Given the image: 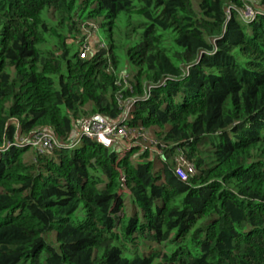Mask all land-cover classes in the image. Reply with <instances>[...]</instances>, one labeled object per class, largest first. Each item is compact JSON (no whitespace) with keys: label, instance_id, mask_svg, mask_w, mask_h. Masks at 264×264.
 Returning a JSON list of instances; mask_svg holds the SVG:
<instances>
[{"label":"trees","instance_id":"obj_1","mask_svg":"<svg viewBox=\"0 0 264 264\" xmlns=\"http://www.w3.org/2000/svg\"><path fill=\"white\" fill-rule=\"evenodd\" d=\"M0 264H264V0H0Z\"/></svg>","mask_w":264,"mask_h":264},{"label":"built area","instance_id":"obj_2","mask_svg":"<svg viewBox=\"0 0 264 264\" xmlns=\"http://www.w3.org/2000/svg\"><path fill=\"white\" fill-rule=\"evenodd\" d=\"M98 45H100V48H104L103 43H100ZM89 52L90 51L88 48L82 49L80 51L79 58H86L87 55H89ZM133 105L134 102H130L128 104V106L126 107V112L122 120H120L119 122H107L99 116H93L89 118L82 124L78 139L85 138L94 142L97 145L103 146L104 148H109L110 144H112L116 138H123L128 140V137L132 139L134 132L142 133V129H130L128 128V126H126L125 123L128 119V116L133 110ZM41 143L42 146L47 149H50L52 143H55V141L49 133L41 132L34 136L32 146L38 147L41 145ZM73 146L74 145H72L71 148H73ZM194 172L195 171L193 165L188 162L183 156H179L178 161H176V176L181 180H186L188 177L194 175Z\"/></svg>","mask_w":264,"mask_h":264},{"label":"rangeland","instance_id":"obj_3","mask_svg":"<svg viewBox=\"0 0 264 264\" xmlns=\"http://www.w3.org/2000/svg\"><path fill=\"white\" fill-rule=\"evenodd\" d=\"M238 11H239V13L241 15V18H243V19H246V17L251 18L254 15V14H252L250 12L251 10H249V9H247L246 11H244L242 13H241V10H238ZM99 26H100L99 25V21H95V20L93 21V19H88V20H86L84 22V25L81 28V31L82 32H81V35H80V37L83 40V44L90 46V48H94V47L98 46V44H100V43L107 44V43H105V40L102 39L101 30H99V29L96 30L95 29L96 27L97 28H100ZM102 35L104 37H106V35H107L106 30H102ZM85 57H86V53H85ZM126 71H127V68L125 67V61L123 60V63L121 65V69L118 72V77L123 78V76L121 75V73L126 74L127 73ZM85 121H82L80 123V126H79L80 128H81L82 124ZM79 132H80V130H79ZM79 132H78V134H79ZM142 136H143V138H142ZM152 136H153V138H155V135L153 134V132H150L149 130H146L144 133H143V131H142V133L134 132L132 139H130V137H128V140L123 139V138H118V139H121L122 141H124V144H123L124 149L123 150L141 147V148H143V149H141L142 151L144 150L145 152L152 153L153 156H156L157 155L156 154L157 147L155 145L156 144L155 143V140L152 139ZM118 139L116 138L113 141V143L110 144L109 147H111V145H113L114 143L119 146V144L116 143V140H118ZM161 154L162 153H160V156H161ZM153 156L150 157V158L152 160H154V164L156 165V168L155 169L157 170V169H159L161 167L160 166L161 163H160V161H158V156L157 157H153ZM174 156H175L176 161H178V158H179L180 155L179 154H176ZM168 158H170V156Z\"/></svg>","mask_w":264,"mask_h":264}]
</instances>
